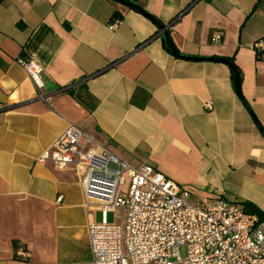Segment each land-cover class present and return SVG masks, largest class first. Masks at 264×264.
Masks as SVG:
<instances>
[{"label":"crops","instance_id":"obj_1","mask_svg":"<svg viewBox=\"0 0 264 264\" xmlns=\"http://www.w3.org/2000/svg\"><path fill=\"white\" fill-rule=\"evenodd\" d=\"M126 1L164 25L183 12L168 26L171 43L200 60L168 53L154 22L114 0H0V264H93L95 213L83 208L78 175L36 163L69 125L122 161L152 166L193 202L264 212V55L253 47L264 0ZM214 57L240 73L252 115ZM21 60L43 69L46 101Z\"/></svg>","mask_w":264,"mask_h":264},{"label":"built area","instance_id":"obj_2","mask_svg":"<svg viewBox=\"0 0 264 264\" xmlns=\"http://www.w3.org/2000/svg\"><path fill=\"white\" fill-rule=\"evenodd\" d=\"M220 40L219 33L211 38L212 43ZM253 47L262 57L264 37ZM20 63L37 99L46 101L43 69L30 60ZM204 110L212 106L206 103ZM36 163L75 171L83 208L100 213V222L89 217L86 226L93 264H264V223L240 203L226 198L193 202L187 190L152 166L120 160L76 126L69 125ZM19 256L28 253L19 250Z\"/></svg>","mask_w":264,"mask_h":264},{"label":"trees","instance_id":"obj_3","mask_svg":"<svg viewBox=\"0 0 264 264\" xmlns=\"http://www.w3.org/2000/svg\"><path fill=\"white\" fill-rule=\"evenodd\" d=\"M193 3V2H192ZM191 6L188 5L187 8H189ZM186 8V9H187ZM143 15H146V17L148 19H150L152 22H154V24L157 26V27H168V26H171V23H173L183 12H180L174 19H172L167 25H164L163 23H161L160 21H158L157 19H155L154 17H152L151 15H149L148 13H146L145 11H143L142 8H140L139 10H135ZM118 19H120V17H118ZM167 33H168V36H169V30H167ZM170 38V37H169ZM162 40V45L164 47V49L170 53V50H169V45H168V42L166 41V39L164 37L161 38ZM178 53V52H177ZM179 54V53H178ZM180 55V54H179ZM181 56V55H180ZM184 59H188L190 60L191 58H187L185 57ZM211 61L212 62H217V63H223V64H226V62H229L232 64V61L230 59H227V58H221V57H214V58H211ZM233 65V64H232ZM0 67L4 68L5 67V64L4 62L0 59ZM236 69V68H235ZM236 72L238 74V78H239V85H240V82H241V78H240V73L238 72V70L236 69ZM231 81H232V85L234 86V79H233V73L231 75ZM242 206H243V209L245 211V213L247 214H251L253 216H256L258 221L260 223H264V212H262L259 208H257L256 206L252 205L251 203H240ZM13 247L16 248V244L14 243L13 244Z\"/></svg>","mask_w":264,"mask_h":264},{"label":"water","instance_id":"obj_4","mask_svg":"<svg viewBox=\"0 0 264 264\" xmlns=\"http://www.w3.org/2000/svg\"><path fill=\"white\" fill-rule=\"evenodd\" d=\"M114 1H117L119 3H121L122 5L130 8V9H133V10H139L140 8L137 7L136 5H134L133 3H130L129 1H126V0H114ZM146 16V15H144ZM161 34L163 35V37L166 39V41L168 42V45H169V50H170V54L173 55L174 57H177V58H182L184 59L185 57H182L180 56L177 51L175 50L174 46L172 45L171 43V40L168 36V33H167V30H168V27H158ZM188 60V59H187ZM190 60H200V59H196V58H191ZM211 61V59H208ZM226 65H228V67L230 68L231 72L233 73V79H234V91H235V94L236 96L242 101L243 105L245 106V108L249 111V108H248V105L246 104V102L243 100L242 98V95H241V91H240V85H239V78H238V74L236 72V69L234 67V65H232L231 63L229 62H226ZM250 113V111H249ZM251 114V113H250ZM252 115V114H251ZM258 128L261 132L262 135H264V130H262V128L258 125Z\"/></svg>","mask_w":264,"mask_h":264},{"label":"rangeland","instance_id":"obj_5","mask_svg":"<svg viewBox=\"0 0 264 264\" xmlns=\"http://www.w3.org/2000/svg\"><path fill=\"white\" fill-rule=\"evenodd\" d=\"M95 219L97 222H100L101 221V216H100V213H95ZM181 255L183 256L184 255V252L181 251Z\"/></svg>","mask_w":264,"mask_h":264}]
</instances>
